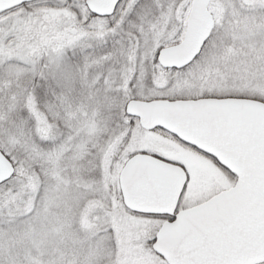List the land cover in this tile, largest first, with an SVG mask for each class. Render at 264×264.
<instances>
[{"label": "snow or ice", "instance_id": "6c2138e0", "mask_svg": "<svg viewBox=\"0 0 264 264\" xmlns=\"http://www.w3.org/2000/svg\"><path fill=\"white\" fill-rule=\"evenodd\" d=\"M0 264H264V0H0Z\"/></svg>", "mask_w": 264, "mask_h": 264}]
</instances>
